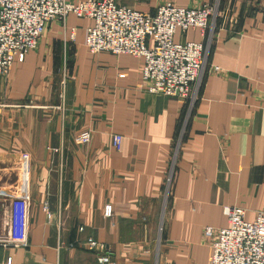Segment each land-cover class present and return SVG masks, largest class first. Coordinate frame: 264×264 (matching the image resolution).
Wrapping results in <instances>:
<instances>
[{
  "label": "crops",
  "instance_id": "0c3cea01",
  "mask_svg": "<svg viewBox=\"0 0 264 264\" xmlns=\"http://www.w3.org/2000/svg\"><path fill=\"white\" fill-rule=\"evenodd\" d=\"M164 2L196 9L214 0H118L145 14ZM219 10L232 21L218 20L168 188L183 105L146 91L142 59L90 53L92 21L69 15L14 60L0 77V233L11 201L25 195L28 242L0 246V263L97 264L84 245L92 238L113 264H208L204 229L226 226L224 207L248 220L264 212V0H220ZM200 34L177 30L174 41ZM84 131L86 145L76 141Z\"/></svg>",
  "mask_w": 264,
  "mask_h": 264
},
{
  "label": "built area",
  "instance_id": "2783aa9c",
  "mask_svg": "<svg viewBox=\"0 0 264 264\" xmlns=\"http://www.w3.org/2000/svg\"><path fill=\"white\" fill-rule=\"evenodd\" d=\"M219 1L196 9L164 2L154 14H145L119 5L118 0H85L78 4L67 0H0V77L8 76L15 59L22 62L25 55L37 47L48 24L64 21L69 15L91 20L92 25L85 35L90 53L108 52L142 59L141 76L146 91L176 98L183 105L184 118L177 132L165 182L168 188L188 116L199 100L218 20L232 21L231 16L219 10ZM177 30L182 33L198 30L202 39L175 42ZM65 95L66 76L63 73L58 94L62 111ZM90 139V133L84 131L76 141L86 145ZM120 143L121 137L114 135L113 148L118 150ZM54 152L62 153L61 149H54ZM44 209L46 211V207ZM103 214L112 217V206L105 205ZM223 214L227 223L224 228L204 229V236L213 239L208 264H264V212L256 213L252 220H248L247 211L241 207H224ZM28 225L29 202L22 195L10 203L7 223L0 233V246H26ZM84 245L96 256L97 264H113L103 244L87 238ZM0 264H11V258Z\"/></svg>",
  "mask_w": 264,
  "mask_h": 264
},
{
  "label": "rangeland",
  "instance_id": "374dc122",
  "mask_svg": "<svg viewBox=\"0 0 264 264\" xmlns=\"http://www.w3.org/2000/svg\"><path fill=\"white\" fill-rule=\"evenodd\" d=\"M159 231H158V233H157V236H156V244H155V250H154V248H153V251L154 252H152V254L154 253V256L156 255V251H157V248H156V245L158 244V241H159ZM158 247V246H157ZM93 254V253H92ZM95 256V255H94ZM95 258H96V256H95ZM96 262H97V259H96Z\"/></svg>",
  "mask_w": 264,
  "mask_h": 264
}]
</instances>
